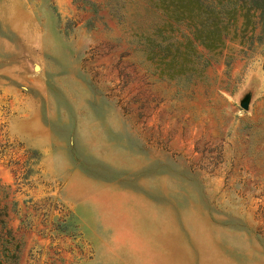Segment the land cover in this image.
<instances>
[{
	"label": "rangeland",
	"instance_id": "1",
	"mask_svg": "<svg viewBox=\"0 0 264 264\" xmlns=\"http://www.w3.org/2000/svg\"><path fill=\"white\" fill-rule=\"evenodd\" d=\"M159 15L149 0H0L17 264H264V40L167 77L134 43Z\"/></svg>",
	"mask_w": 264,
	"mask_h": 264
},
{
	"label": "trees",
	"instance_id": "2",
	"mask_svg": "<svg viewBox=\"0 0 264 264\" xmlns=\"http://www.w3.org/2000/svg\"><path fill=\"white\" fill-rule=\"evenodd\" d=\"M149 2L159 12V21L135 39V49L142 50L167 77L201 75L222 57L228 63L233 55L223 51L229 42L237 43L242 50L264 40V0ZM108 5L106 2L108 13L121 20L123 14L118 7ZM0 188V264H17L21 236L8 219L15 198H10L9 184H0Z\"/></svg>",
	"mask_w": 264,
	"mask_h": 264
},
{
	"label": "crops",
	"instance_id": "3",
	"mask_svg": "<svg viewBox=\"0 0 264 264\" xmlns=\"http://www.w3.org/2000/svg\"><path fill=\"white\" fill-rule=\"evenodd\" d=\"M44 140V139H43ZM29 141L32 143H34V144H36V146L37 145H39V139H37V138H34V139H32V138H29ZM41 147H44L43 145H40ZM46 157V156H45ZM77 182H78V180H77V173H76V171H75V173L72 175V176H69L68 178H67V181H66V184H65V190H67V191H70V188H72L73 186H75L76 184H77ZM74 195H76V194H79L78 192H75V193H73ZM77 196V195H76ZM95 198V197H94ZM93 201H94V199H93ZM78 203V202H77ZM118 232H121V233H123V231H121V230H119Z\"/></svg>",
	"mask_w": 264,
	"mask_h": 264
},
{
	"label": "water",
	"instance_id": "4",
	"mask_svg": "<svg viewBox=\"0 0 264 264\" xmlns=\"http://www.w3.org/2000/svg\"><path fill=\"white\" fill-rule=\"evenodd\" d=\"M241 105L242 106H246L247 105V102L246 101H243V102H241Z\"/></svg>",
	"mask_w": 264,
	"mask_h": 264
}]
</instances>
